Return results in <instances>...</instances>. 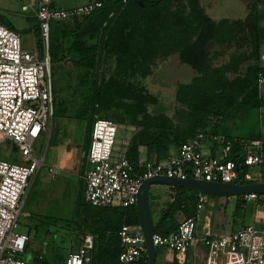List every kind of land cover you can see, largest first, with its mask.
<instances>
[{"label": "trees", "instance_id": "16d2710c", "mask_svg": "<svg viewBox=\"0 0 264 264\" xmlns=\"http://www.w3.org/2000/svg\"><path fill=\"white\" fill-rule=\"evenodd\" d=\"M140 1L101 0L102 5L91 14L82 18L54 20L50 24L48 51L52 87L53 66L69 61L71 68L66 71L69 77L75 79L72 94L75 95L78 90L81 92L78 95L79 104L72 115L85 123L83 151L88 149L92 123L96 117L109 118L132 127L128 142L124 145V154L134 169L140 167L138 161L141 160L142 147L145 148V159L162 160L172 148L198 130L209 134L222 133L232 141L229 157L235 160L241 171L237 182H253V178L245 179L242 176L248 169L245 164L239 165L242 143L244 139L262 136L260 133L233 136L226 128V122L236 116L242 117L252 108H259L263 104L256 75L263 68L260 41L264 35V11L246 16V24L256 29L254 46L250 53L242 54L237 59L236 63H247L245 73L229 78L226 75L227 66H212V57L206 50L208 41L223 35L225 31L220 32L221 22L205 12L200 0L179 1L174 7L172 3L175 0ZM100 12H104V16L94 19ZM36 27L39 31L38 21ZM175 51H178L183 62L200 74L190 83L178 84L176 96L191 110V121L187 128L181 129V132L175 133V138L169 140L167 132L175 124L162 112L150 114L147 103L153 96L128 77L137 72L145 76L150 71L149 63L156 55ZM112 59L113 66L110 65ZM98 68L103 71L100 80L96 73ZM58 69L62 71L63 66ZM53 94V116L67 115L69 105ZM217 146L210 143L212 154L216 153ZM169 189L170 199L153 223L155 233L166 234L174 230L178 211L185 216L196 212L197 190L179 185L169 186ZM257 201L264 205V197L260 194ZM245 202L243 197H237L234 209ZM76 211L80 212V216H86V220L80 217L81 228L95 236L92 264L146 263L145 254L131 262H122L118 257L122 249L118 230L122 223L139 224L135 204L90 205L82 195L77 200ZM157 249L158 246L156 252ZM64 260L61 258L58 264H64ZM178 264L189 262L185 260Z\"/></svg>", "mask_w": 264, "mask_h": 264}, {"label": "built area", "instance_id": "2783aa9c", "mask_svg": "<svg viewBox=\"0 0 264 264\" xmlns=\"http://www.w3.org/2000/svg\"><path fill=\"white\" fill-rule=\"evenodd\" d=\"M102 5L101 0H90L70 7H57L52 0H32L23 3L22 9L30 6L35 11L42 44L41 54L22 48L19 33L0 22V133L8 138L19 152V161L0 158V264H27L21 256L28 234L14 230L19 220L32 179L44 163V153L36 156L33 143L44 131L50 130L54 110V96L48 51L50 24L54 20L73 17L82 18ZM263 68L257 72L259 85L264 82V53L261 54ZM117 123L109 118L93 120L90 142L85 157L88 167L83 177V199L92 205L130 206L135 204L140 183L155 175L170 177H194L210 181L237 182L240 175L235 160L229 157L231 139L222 133H207L198 130L193 136L176 146L162 160H139L134 169L124 151L112 160ZM207 142V147L204 146ZM127 137L121 144H127ZM210 143L218 145L211 153ZM206 148V150H204ZM6 156H10V152ZM247 165L243 178H254L251 167L264 166V139L251 137L242 143V159L239 165ZM48 173L54 175V167L46 165ZM245 200H257L259 194L242 195ZM208 194L198 191L196 212L182 216L174 230L153 233V243L176 253L177 262H183L188 249L200 240L206 246L203 264H264V216L260 225L245 224L227 232H211L198 235L195 219ZM122 262H131L143 254L146 246L139 224L122 223L118 230ZM94 234L85 232L81 244L70 249L64 264H92ZM146 264V263H144ZM159 264H174L166 258Z\"/></svg>", "mask_w": 264, "mask_h": 264}, {"label": "rangeland", "instance_id": "374dc122", "mask_svg": "<svg viewBox=\"0 0 264 264\" xmlns=\"http://www.w3.org/2000/svg\"><path fill=\"white\" fill-rule=\"evenodd\" d=\"M60 1L61 3L52 0V3L57 7H68L86 0ZM179 1L184 2L175 0L172 7L178 5ZM201 1L205 11L213 16L215 21L221 22L220 32L225 31L216 39H210L206 45V50L212 57L211 65H226V75L229 78L244 74L247 63L245 61L236 62L240 55L251 52L256 34V29L246 24V16L264 11V0ZM25 2L30 3L32 0H0V22L19 33L22 48L41 54L42 44L40 33L36 27L35 11L31 6L26 10L22 9L21 6ZM104 14V12H100L94 19H100ZM260 50L264 53V35L261 37ZM113 64L114 60L112 59L110 65L113 66ZM235 64H237L236 67ZM61 66H63L62 71L58 69ZM68 68H71L69 61L53 66V93L61 101H66L69 110L67 115H54L50 130L42 132L33 143V151L36 156L44 153V163L38 168L32 179L17 226L14 228L16 232L29 235L21 254L27 264L42 263V261L35 262L33 259L37 252H42L47 262H60L69 247L77 248L81 244L80 231L82 228L80 212L76 211L77 193L75 192L79 187L76 174L80 173L83 168L82 149L85 144L86 127L81 119L72 115L75 106L79 104L78 95L81 92L78 90L75 95L72 94L71 90L75 79H72L73 76L69 77L66 71ZM149 69L150 71L145 76L137 72L129 76L128 79L153 96L147 103V111L150 114L157 115L162 112L171 118L175 125L170 127L167 135L169 140H172L175 138V133L187 128L191 121V110L176 96L178 84L190 83L200 73L183 62L178 51L156 55L149 63ZM96 73L101 76L103 71L98 68ZM104 74L108 73L105 71ZM260 88L262 106L252 108L250 113L242 117L236 116L228 120L226 128L231 135L248 136L251 133H260L264 138V82ZM130 134V125L117 122L112 160L117 157L120 151H124L121 139ZM1 136L0 133V158L19 161V152L14 143L8 138H1ZM204 146L207 147L206 141H204ZM8 152H10V156H6ZM46 165L54 167L55 177L49 176ZM250 169L254 176L253 182L264 180V166L254 165ZM166 186L162 182H153L149 187L148 194L153 222L156 221L166 203V193L160 191ZM260 196L264 197V192ZM237 197L243 196L242 194L231 196L208 194L207 201L195 219L196 233L198 235L208 233V230L203 226L204 221L208 223L211 232H227L241 227L242 223H254L255 226H259L261 217L264 216V205L255 199H250L234 209ZM189 207L192 210L191 204ZM193 212L195 214V211ZM198 244L203 250L206 249L202 240ZM193 257L190 250L183 262L186 260L189 264H203V260L199 256L194 259ZM168 258L174 264H178L176 258ZM159 259L160 253L157 255L155 264H159Z\"/></svg>", "mask_w": 264, "mask_h": 264}, {"label": "water", "instance_id": "95a60500", "mask_svg": "<svg viewBox=\"0 0 264 264\" xmlns=\"http://www.w3.org/2000/svg\"><path fill=\"white\" fill-rule=\"evenodd\" d=\"M139 2H141L139 0ZM153 182H162L169 186H184L186 188L194 189L199 192L214 195H238L247 193L261 194L264 192V180L257 182H227V181H210L194 177L180 178L170 177L167 175H155L147 177L142 180L139 186L135 207L139 225L142 229L145 246H146V264H155L156 261V247L153 243V216L149 202V187Z\"/></svg>", "mask_w": 264, "mask_h": 264}, {"label": "crops", "instance_id": "0c3cea01", "mask_svg": "<svg viewBox=\"0 0 264 264\" xmlns=\"http://www.w3.org/2000/svg\"><path fill=\"white\" fill-rule=\"evenodd\" d=\"M87 1H89V0H86V1H84V2H87ZM56 2H58V3H61V1L60 0H56ZM83 2V3H84ZM53 4V3H52ZM79 4H81V3H79ZM200 4H201V6L203 7V3H202V1L200 0ZM71 6H73V5H71ZM68 7H70V6H68ZM204 8V7H203ZM204 10H205V8H204ZM206 12V11H205ZM211 18H213V16H211L208 12H206ZM217 21V20H216ZM34 52V51H33ZM98 76V75H97ZM98 78H99V80L101 79V76H98ZM132 128V127H131ZM172 151H173V149H172ZM85 153H86V151H83V149H82V155H83V157H84V162H83V168H82V171L80 172V173H78V174H76L77 176H78V183H79V187H78V190L75 192V193H77L76 194V203H75V205H77V200H78V198L79 197H82V191H83V177H82V175H83V173H84V171L86 170V168L88 167V163H87V160H86V157H85ZM146 158V152H145V148L144 147H142L141 148V151H140V159L141 160H143V159H145ZM49 176H51L50 174H49ZM56 176V174H55V171H54V175L53 176H51V177H55ZM32 183V182H31ZM31 186V185H30ZM30 189V188H29ZM160 191H164V193H166V201L165 202H167L169 199H170V194H171V191H170V189H169V187L168 186H166L164 189H161ZM28 193H29V190H28ZM28 193H27V195H28ZM149 202H150V200H149ZM25 203V202H24ZM90 205H92V204H90ZM93 207V206H92ZM164 207V206H163ZM206 215V214H205ZM204 215V216H205ZM83 216V219L84 220H86V216H84V215H82ZM82 216H80V217H82ZM182 216H185L184 215V213L183 212H181V211H178L176 214H175V217H176V219H177V221L182 217ZM30 230V229H29ZM29 232V231H28ZM85 232H88V231H85V229L84 228H82L81 229V231H80V241H81V235L83 234V233H85ZM201 241V240H200ZM199 243V242H198ZM196 244L195 246H192V247H190L189 249H188V251L187 252H189L190 250H191V254L194 256L193 257V259L194 258H197V256H199L202 260H203V255H204V253H205V251H206V249H202V247H200V246H198L199 244ZM76 248V247H75ZM75 248H72V246L71 247H69L68 248V250H67V252L70 250V249H75ZM160 253V259H159V262L158 263H160V262H162V261H164L166 258H168V257H174V259L176 258V260H177V256H176V253L174 252V251H171V250H167L166 248H164V247H162V246H158V249H157V252H156V258H157V255ZM187 254V253H186ZM66 255H67V253L62 257L63 259H65V257H66ZM186 256V255H185ZM45 256H44V254L42 253V252H37V254L36 255H34L33 256V259H34V261L35 262H41L42 261V263L41 264H58L59 262H55V261H50V262H47L45 259ZM169 259V258H168ZM185 259V258H184ZM60 262H61V259H60ZM181 263H183V262H181Z\"/></svg>", "mask_w": 264, "mask_h": 264}]
</instances>
